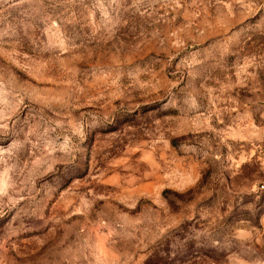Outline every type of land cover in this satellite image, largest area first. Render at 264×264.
<instances>
[{"label": "rangeland", "instance_id": "rangeland-1", "mask_svg": "<svg viewBox=\"0 0 264 264\" xmlns=\"http://www.w3.org/2000/svg\"><path fill=\"white\" fill-rule=\"evenodd\" d=\"M264 0H0V264H264Z\"/></svg>", "mask_w": 264, "mask_h": 264}, {"label": "built area", "instance_id": "built-area-1", "mask_svg": "<svg viewBox=\"0 0 264 264\" xmlns=\"http://www.w3.org/2000/svg\"><path fill=\"white\" fill-rule=\"evenodd\" d=\"M264 155V154H263Z\"/></svg>", "mask_w": 264, "mask_h": 264}]
</instances>
